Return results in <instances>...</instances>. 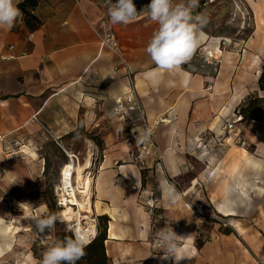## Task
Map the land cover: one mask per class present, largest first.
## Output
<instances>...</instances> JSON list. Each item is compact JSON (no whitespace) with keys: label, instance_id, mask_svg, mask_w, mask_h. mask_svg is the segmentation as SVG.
I'll list each match as a JSON object with an SVG mask.
<instances>
[{"label":"crops","instance_id":"obj_1","mask_svg":"<svg viewBox=\"0 0 264 264\" xmlns=\"http://www.w3.org/2000/svg\"><path fill=\"white\" fill-rule=\"evenodd\" d=\"M108 6L106 0H40L33 10L42 22L38 29L30 32L22 19L10 29L0 27V134H25L40 126L43 133L44 126L67 144L66 136L79 124L87 132L101 133L105 155L92 180L91 208L96 217H108L104 245L113 264H264V138L235 125L244 132L241 136L250 156L238 144L229 141L218 147L213 141V135L221 134L223 117L233 115L241 94L252 88L264 97L257 84L260 64L258 71L249 64L238 77L232 56L218 64L213 55L222 54L219 38L208 40L200 32L199 60L196 50L182 70L150 80L146 74L158 69L145 48L157 25L138 10L133 22L113 24ZM101 20L127 56L130 79L148 120L165 119L153 135L163 152V169H155L151 161L144 178L128 159L124 142L114 139L121 125L114 137L106 132L109 126L104 121L111 116L114 99L127 92L129 79L123 69L115 70V55L100 46L96 29ZM254 48L251 57L264 58L258 46ZM231 84L233 93L225 95ZM56 104L59 112L49 118L47 110ZM36 111L38 122L31 119ZM134 122L138 121L130 123ZM258 124L264 128L259 120L247 127ZM23 162L0 158V180L7 178L9 185L21 179L28 185ZM33 168L39 175V168ZM147 194L158 201L155 221L142 205ZM9 221L0 216L2 227ZM203 222L210 227L208 239H200ZM166 226L180 236L177 255L186 256L180 261L164 259L163 250L153 247L151 231L160 239ZM0 236L8 238L1 231ZM10 246V241L0 242V261L8 258Z\"/></svg>","mask_w":264,"mask_h":264},{"label":"rangeland","instance_id":"obj_2","mask_svg":"<svg viewBox=\"0 0 264 264\" xmlns=\"http://www.w3.org/2000/svg\"><path fill=\"white\" fill-rule=\"evenodd\" d=\"M177 2H180V0ZM184 2L186 3V0H184ZM256 10L259 11L258 14H256ZM192 14H202L204 16L206 23L200 29V32L207 34L209 36L208 40H210L211 37L219 38L218 47L220 46L219 48L222 54L219 52L213 53V55L219 60L218 64L228 62L229 57L227 56L230 55L232 56L231 62L234 66L236 65L238 67V77L240 73L246 71L249 64H252L253 68L257 69L256 71H258V66L260 64L261 72L262 63H264L262 60H264V58L261 59L258 54H254L251 57V54L255 53V43L251 42V40L256 38L255 31L258 16L264 18V0H248V2L245 0H198V7L194 9ZM199 51L200 50L197 49L195 52L197 55L195 57L198 60L200 59ZM182 69L183 67L181 66L180 70ZM250 70H253L252 72L254 75V69L250 68ZM258 77L259 76H257V79ZM226 88L225 95L233 93L232 84L230 88L227 86ZM251 89L248 90V93L245 92V94H241V97L243 98L234 110H232V113H237L236 108L238 106L241 107L246 103L248 104L249 102H252L254 97H261L259 96L260 92L257 90L251 91ZM141 104L143 105L142 101ZM260 106L262 105L260 104ZM59 108V104H56L54 109L51 107L47 110V116L49 118L53 117L55 113L59 112ZM110 114L111 116L104 121V124L109 126V129H106L107 134L111 137L116 136V129L121 125L120 131H118L119 137H115L114 139L116 142H124V145L126 146L125 152L128 159L137 164L141 171L142 178H144L146 171L151 169V157L146 158L144 160L146 161L145 164L142 165L139 158H134L135 155L139 153V150H136V146L129 148L125 143V137L130 129H135L136 131L141 132V123H128L126 121L123 124L116 119L117 116L112 111ZM231 116L232 115L230 114L225 118L223 117V122L226 118H231ZM251 121L254 120L241 121L240 123H237V126L240 130H243V128L251 129L254 137L264 138V128H262V124H258L260 125L258 128L252 129L250 126L247 127V124ZM149 122H152V120H149ZM260 122L264 123V120ZM155 128L154 133H156L155 130L157 129ZM41 132V126L36 130H33V128L30 127L29 130H26L25 134L19 133L9 135L5 141H2L3 146L0 147V158L14 161V163L17 161H24V169L28 171L29 175V178L23 177L24 181L25 179L29 181L28 185H23L21 179H19L18 182H10V186L7 185V178L0 180V216L10 220L9 223L4 224V227L0 225V231L3 233L5 232L8 237L5 239L0 236V242L7 240L12 243L8 258L4 261L1 260L0 264H41L44 252L52 243H54V241L63 240L66 237H73L75 235L71 225L62 215V210L64 208L60 205V195L57 192V185H60V170L63 163H68V157L47 132ZM243 133V131H240L241 135ZM95 135L96 137L101 138V133H95ZM66 138L68 143L61 142V144L66 151L73 152L77 155L78 162L76 161V164H79V161L83 162V158L88 151H90L91 164L84 174L92 186V180H94L97 170L99 169L98 163L105 155L104 145L102 146V149H99L95 142L83 135L70 136L68 134ZM89 140L93 142L92 146L89 143ZM141 144L142 139L137 143V146L141 147ZM212 149L210 150L212 151ZM243 150H245L246 154L250 156L245 147ZM131 152L134 153V157L129 155ZM213 152L219 153V151ZM32 156H34V159ZM45 161L48 166L43 173ZM33 166L39 168V175L34 170ZM21 167V164L19 168L17 167L19 174L21 173ZM162 169L163 166L161 164V167L158 168V170ZM0 171L2 172L1 166ZM75 176L76 175L74 174L72 179L73 184H75L76 181ZM147 196H149L148 199L153 198L149 194H147ZM148 199H145L144 197L142 201V205L145 209L146 201ZM73 208L77 209L76 206H73ZM53 213L57 214L59 219L52 232L49 234L46 229L45 233L38 234L32 218L43 217L46 214ZM91 215L95 219L96 229L99 222L101 226L104 225L105 222L102 220L99 221L95 213ZM153 225L155 227V222L151 223V228H153ZM209 228L208 223L203 222L201 224L200 231L202 237L200 239L209 238ZM152 235H154V232L151 231L150 238L153 247L155 246L156 250L161 249L162 244L157 246L153 241Z\"/></svg>","mask_w":264,"mask_h":264},{"label":"clouds","instance_id":"obj_3","mask_svg":"<svg viewBox=\"0 0 264 264\" xmlns=\"http://www.w3.org/2000/svg\"><path fill=\"white\" fill-rule=\"evenodd\" d=\"M19 3L21 0H0V27L10 29L22 19ZM108 5V16L113 24H128L137 17L138 12L133 0H108ZM197 7L198 0H186V3L184 0H150L142 10L146 11L148 18L157 25L145 48L146 54L158 69V73L146 74L150 80L158 74L177 71L192 58L200 43V29L206 23L202 14L193 16L192 13ZM115 111L119 112L120 108ZM147 137L148 134L144 133L139 138L146 140ZM58 219L55 213L32 218L38 234L45 233L46 229L50 234ZM179 237L170 226L161 230L164 259L180 261L186 257L177 255ZM90 242L79 232L73 237L56 240L44 252L41 264H77L86 254L85 248Z\"/></svg>","mask_w":264,"mask_h":264},{"label":"built area","instance_id":"obj_4","mask_svg":"<svg viewBox=\"0 0 264 264\" xmlns=\"http://www.w3.org/2000/svg\"><path fill=\"white\" fill-rule=\"evenodd\" d=\"M108 2V0H106ZM178 1V0H177ZM115 2V0H113ZM133 3L136 6V9L138 11H142L145 6H147L150 3V0H133ZM146 12V11H142ZM97 36L99 38V43L102 48H105L109 51H111L116 59L117 64L115 65V70L123 69L128 76L129 79V87L127 89V92L123 95L117 97L114 99L113 106L111 111L119 118V120L124 124L127 122H132L134 120L141 123L142 130L141 132H138L134 129H130L125 137V143L129 148H132L136 146V150H139V153L135 155L131 152L129 155L132 157L139 158L140 163L142 165L145 164L146 161H144L146 158H150L153 162V165L155 169H158L161 167L162 161H163V152L159 149L158 145L155 143L153 139L154 134V128L159 125L160 123H164L163 119L159 116H157L152 122H149L147 119V115L145 114V110L143 108V105L141 104L140 98L137 94L136 88L134 83H132L130 79L131 70L129 67L127 56L121 47L119 40L117 39L114 32L111 30H108L107 23L105 20H101L98 28L96 29ZM7 59L10 58V56L6 57ZM120 108L119 112H116L115 109ZM38 114L39 112L36 111L33 113L31 119L34 122H38ZM242 121V116L237 112L233 113L231 118H226L221 125V134L218 136L213 135V141L217 144L218 147L223 146L224 144L230 142H233L235 144H238L240 146H245L246 141L242 138L240 132L236 130L235 125L237 123H240ZM42 129L47 132L54 142L66 153L68 159L70 160L71 157L67 153V151L63 148L61 142L59 141V137L52 134L46 127L42 126ZM147 133L148 137L146 140L142 139L141 147L137 146V143L141 140L139 137L142 136V134ZM8 135L0 134V141H5L7 139ZM205 147V145H204ZM74 158L77 160V157L74 156ZM158 207V201L154 198H150L146 201V211L147 215L152 221H155L158 219V215L156 213V209ZM197 211H200L198 207H195ZM155 229L153 225V230ZM154 243H156L157 246L161 245V239H158L152 235Z\"/></svg>","mask_w":264,"mask_h":264},{"label":"bare ground","instance_id":"obj_5","mask_svg":"<svg viewBox=\"0 0 264 264\" xmlns=\"http://www.w3.org/2000/svg\"><path fill=\"white\" fill-rule=\"evenodd\" d=\"M258 14V10L255 11ZM256 26V38L251 40L258 46L260 55L264 54V18L258 16ZM165 121L164 118H162ZM244 147V146H240ZM71 159L64 164L60 172V185H57V192L60 195V205L64 208L62 215L65 220L71 225L74 234L79 232L89 240L96 235L95 219L91 215V196L92 186L90 181L85 177V172L91 164V153L88 151L80 164L74 156V153L67 151ZM75 163H74V161ZM77 161V162H76ZM75 176V184H73V175ZM98 205V204H97ZM76 206L77 209L73 208ZM98 207V206H97Z\"/></svg>","mask_w":264,"mask_h":264},{"label":"trees","instance_id":"obj_6","mask_svg":"<svg viewBox=\"0 0 264 264\" xmlns=\"http://www.w3.org/2000/svg\"><path fill=\"white\" fill-rule=\"evenodd\" d=\"M40 0H21V3L18 4V7L22 11V21L30 32L38 29L42 22L41 20L34 15L33 10L37 6ZM264 61V60H262ZM258 88L261 91H264V63H262V69L260 75L257 79ZM260 104L262 106H260ZM258 106V107H257ZM237 112L242 116V121L250 120H264V97H254L252 102L244 104L241 107L236 108ZM70 136L83 135L91 139L98 146L99 149H102L103 142L99 137H96L95 133L87 132L83 129L82 125H78L75 131L69 133ZM67 162L63 163L66 164ZM48 164L45 161L43 173L46 171ZM99 221L105 222L101 226L100 222L97 225L98 232L90 240L91 242L85 248V255L77 261V264H112L110 258L107 256L105 251L104 241L106 240V223L108 217L106 215L97 216Z\"/></svg>","mask_w":264,"mask_h":264},{"label":"water","instance_id":"obj_7","mask_svg":"<svg viewBox=\"0 0 264 264\" xmlns=\"http://www.w3.org/2000/svg\"><path fill=\"white\" fill-rule=\"evenodd\" d=\"M185 66V65H184Z\"/></svg>","mask_w":264,"mask_h":264}]
</instances>
